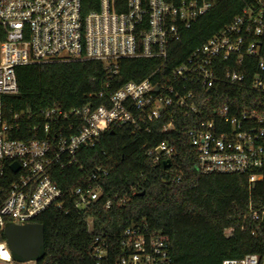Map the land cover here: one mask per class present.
Wrapping results in <instances>:
<instances>
[{"label":"built area","instance_id":"obj_1","mask_svg":"<svg viewBox=\"0 0 264 264\" xmlns=\"http://www.w3.org/2000/svg\"><path fill=\"white\" fill-rule=\"evenodd\" d=\"M94 10L83 12L81 0H0V183L6 194L0 201V229L8 224L33 223L50 207L84 212L104 194L95 173L79 177L67 190L60 189L54 172L77 162L81 148L94 146L113 128L129 126L133 133L149 131V123L167 120L162 131L172 128L175 110L185 116L198 114V106L210 101L215 83L241 85L242 62L255 60L250 88L264 94V0L246 5L234 20L174 67L167 82L156 78L158 68L141 81H126L108 94L106 103L62 111L51 108L39 114L43 132L55 124L67 132H55L32 140L12 139L2 114V97L17 93L15 67L53 62L95 60L116 74L125 58H156L164 62L170 44L181 27H189L217 0H97ZM103 96L101 93L99 94ZM202 111V110H201ZM199 111V112H201ZM187 129L196 152L194 168L203 173H245L248 181H260L264 169V112L230 108L223 104L207 111ZM15 116L20 117L21 114ZM175 150L168 143L146 148L151 164H169ZM16 162L18 168L12 171ZM101 176L106 171L97 169ZM0 192L3 193L1 184ZM117 202L122 203L123 199ZM110 200L105 203L108 207ZM264 214V205L262 207ZM91 221L87 225L89 230ZM115 252L104 235H94L93 264H170L169 244L159 232L129 226L121 233ZM0 264H36L15 260L5 238L0 240ZM222 264H264V255L245 254L224 259Z\"/></svg>","mask_w":264,"mask_h":264},{"label":"trees","instance_id":"obj_2","mask_svg":"<svg viewBox=\"0 0 264 264\" xmlns=\"http://www.w3.org/2000/svg\"><path fill=\"white\" fill-rule=\"evenodd\" d=\"M81 2L84 13L98 5L97 0ZM254 2L217 0L189 27L179 29V38L170 44L164 62L125 58L118 62L112 76L95 60L16 66L17 93L2 97V114L11 126L9 137L32 140L48 136L54 145L55 132L66 133V125L55 124L45 134L41 112L106 103L108 94L126 81H141L155 68V79L161 77L167 82L170 71L195 47L218 34L244 6ZM3 38L0 26V42ZM242 63L244 82L238 86L218 82L208 92L202 91L210 95V101L198 106V114L185 116L180 110L173 111L172 128L165 131L162 127L167 120L149 123L145 133H133L127 125L113 128L104 132L94 146L81 148L76 164L61 173L58 168L53 171L64 193L79 177L95 173L104 194L84 212L68 207L65 213L64 209L50 207L35 218L33 223L44 230V253L36 264H93L89 255L94 235H104L117 252L121 233L129 226H145L166 238L170 264H222L224 259H240L245 254L262 258L264 169L255 183H250L245 173L201 174L194 168L196 152L187 135V129L202 120L203 109L211 111L226 104L237 110L264 112V94L250 88L255 60L245 57ZM162 142L175 150L166 167L151 164L146 155V148ZM97 169L106 171V175L101 176ZM1 184L0 201L7 187L6 182Z\"/></svg>","mask_w":264,"mask_h":264},{"label":"water","instance_id":"obj_3","mask_svg":"<svg viewBox=\"0 0 264 264\" xmlns=\"http://www.w3.org/2000/svg\"><path fill=\"white\" fill-rule=\"evenodd\" d=\"M163 167L169 166V161L163 162ZM18 164L11 165L12 171H16ZM4 238L11 251L12 257L17 261H36L44 253V230L37 223L24 225L8 224L3 228Z\"/></svg>","mask_w":264,"mask_h":264}]
</instances>
